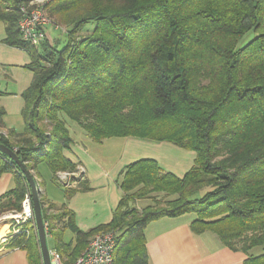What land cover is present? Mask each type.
Wrapping results in <instances>:
<instances>
[{"label": "trees", "instance_id": "trees-1", "mask_svg": "<svg viewBox=\"0 0 264 264\" xmlns=\"http://www.w3.org/2000/svg\"><path fill=\"white\" fill-rule=\"evenodd\" d=\"M30 1L0 0L6 42L30 54L35 74L24 93L25 131L18 144L2 134L0 142L29 169L44 162L55 175L75 171L64 154L74 140L68 119L96 141H167L196 154L182 176L154 158L127 164L109 223L84 231L69 215L76 238L58 245L64 263L73 264L94 234L114 229L117 263L149 264L146 226L194 212L195 233L211 231L246 253L245 264H264V0H52L47 13L66 26L61 48L50 38L38 46L23 39L20 6ZM3 115L0 109V126ZM45 118L52 130L40 124ZM7 170L24 181L0 214L21 210L29 189L0 152V175ZM41 202L51 233L69 212L63 206L50 214L52 206ZM13 239L30 264L43 263L33 230ZM255 247L262 251L253 253Z\"/></svg>", "mask_w": 264, "mask_h": 264}, {"label": "crops", "instance_id": "crops-1", "mask_svg": "<svg viewBox=\"0 0 264 264\" xmlns=\"http://www.w3.org/2000/svg\"><path fill=\"white\" fill-rule=\"evenodd\" d=\"M48 31L49 38L54 41L49 28ZM6 39V24L0 20V109L4 111L0 134L15 143L18 142V134L26 129L27 122L23 115L24 93L34 81L35 74L29 67L30 54L21 47L7 43ZM71 135L73 143L64 154L77 164L73 172L78 177L73 176L75 179L72 185H62L58 173L55 175L48 165L44 175L39 169V165L44 162L31 169L41 191L40 198L45 200L47 207L52 206L49 212L58 215L63 211V206L69 212L63 218H57L54 223L57 245L49 246L50 250L58 251V245L64 249L67 243L75 240V234L70 239H67L69 236L65 237L66 229L74 232L67 226L69 215L73 216L76 226L84 231L112 220L122 198V190L118 183L119 174L127 164L141 158H154L166 170L182 176L192 166L196 155L194 151L167 141L118 137L120 140L109 138L110 147L117 150V154L111 156L110 151L92 152V142L82 141V138H85L83 132L79 131L76 135L71 132ZM46 178H51L58 187L65 189L61 201L49 193L50 186ZM22 180L23 178H19L14 170H7L0 175V206L8 202L12 190ZM25 182L27 183L26 179ZM69 187L75 189L71 194L67 193ZM186 214L164 216L146 226L149 264H245L246 253L223 245L211 231L195 233L190 226L193 218ZM161 221H165L164 224H158ZM10 226L9 221L0 223V233L4 234L0 239V264H30L27 250L16 246L15 239L9 236ZM54 234L53 231L48 233L47 238L54 237Z\"/></svg>", "mask_w": 264, "mask_h": 264}, {"label": "built area", "instance_id": "built-area-1", "mask_svg": "<svg viewBox=\"0 0 264 264\" xmlns=\"http://www.w3.org/2000/svg\"><path fill=\"white\" fill-rule=\"evenodd\" d=\"M45 6V4H40L38 0L23 3L20 6L19 30L25 41L36 46L49 38L48 26L62 27L47 13ZM74 174L75 172L59 171L58 179L62 185L70 186L74 180ZM9 215L13 216L10 218V225L12 226L10 237L14 238L20 233H26L29 236L32 230L37 232L30 189L24 195L20 212ZM16 215L20 217H16ZM27 223H30L33 228L24 226ZM45 226L48 234L49 222L47 220H45ZM118 235V230L114 229L94 234L73 264H118L115 255ZM50 254L52 264H65L57 250H50Z\"/></svg>", "mask_w": 264, "mask_h": 264}, {"label": "rangeland", "instance_id": "rangeland-1", "mask_svg": "<svg viewBox=\"0 0 264 264\" xmlns=\"http://www.w3.org/2000/svg\"><path fill=\"white\" fill-rule=\"evenodd\" d=\"M52 0H38V2L40 4H47V3H50ZM48 5V4H47ZM45 6L46 10L50 13V10L48 8V6ZM52 16V15H51ZM54 17V16H53ZM56 19V18H54ZM55 21V20H54ZM56 22V21H55ZM59 23V25H61L62 27H56L55 25H50L48 26L50 32H51V36H52V39L55 41V43L57 44V46L59 48H61L67 41V34H66V26L64 24H62L61 22H59L57 20V24ZM93 23H90L88 25V27H92ZM65 31H64V30ZM253 36V32H249L245 37L244 39L242 40V43L248 41L249 39H251V37ZM40 124H42L45 128H47V130H52L53 128V125H52V122L48 119V118H45L44 120H42L40 122ZM68 126L69 128L71 129V132L76 135L77 132H83L84 135H85V138H82V141L84 142H88V140H90V142H92V147H91V151L93 152H100V151H103V152H107V151H110V154L111 156H115L117 154V150L116 148H111L110 146V140L109 138H107L108 140H105V141H96L94 139H92L87 133L86 131L76 122V121H73L71 119H68ZM113 140H120L118 137H112ZM101 142H105L104 144H102ZM119 147V146H118ZM39 169L44 173L46 170H48V166L46 163H41L39 165ZM31 170V169H30ZM32 171V170H31ZM79 174V173H78ZM45 175V173H44ZM46 177V176H45ZM75 178H77L78 176L75 175L74 176ZM73 177V179H75ZM47 181H48V184L50 186V190H49V193H51V196L55 197V199H57L58 201H61V195H65V189H62L61 187H58L57 184H55L53 181H51V178H46ZM54 183V184H53ZM26 193V192H25ZM60 195V197L58 196ZM23 201V200H22ZM141 202V201H140ZM144 202V201H143ZM147 202V201H146ZM17 212H20V210H10V211H4L3 213L0 214V217L2 218L0 220V223L2 222H10L11 223V217L12 215H9L11 213H17ZM50 214H53V212H49ZM187 216L189 217H192L194 218L195 217V213L194 212H190V213H187L186 214ZM165 221H161V223H158V224H164ZM10 228H12V226H10ZM53 232L55 233L54 234V237H48V245L51 247L57 245V235H56V231L53 230ZM35 235L37 236L38 238V235H37V232H34ZM65 237L69 236L67 239H70L71 237L74 236V232L70 229H66V232H65ZM215 234V233H213ZM217 236V235H216ZM39 239V238H38ZM253 253H259L262 251V247H255L253 250ZM43 264V263H42Z\"/></svg>", "mask_w": 264, "mask_h": 264}, {"label": "water", "instance_id": "water-1", "mask_svg": "<svg viewBox=\"0 0 264 264\" xmlns=\"http://www.w3.org/2000/svg\"><path fill=\"white\" fill-rule=\"evenodd\" d=\"M0 152L7 155L10 160H12L18 165L30 187L43 264H52L50 248L47 239V230L45 226V220L43 217L40 191H39L38 183L34 177V174L27 167L25 162L19 157V154L16 152L14 148L6 145L3 142H0Z\"/></svg>", "mask_w": 264, "mask_h": 264}, {"label": "bare ground", "instance_id": "bare-ground-1", "mask_svg": "<svg viewBox=\"0 0 264 264\" xmlns=\"http://www.w3.org/2000/svg\"><path fill=\"white\" fill-rule=\"evenodd\" d=\"M13 217V216H12ZM16 217H20L19 215H16ZM4 237V234L3 233H0V239H2ZM39 240V239H38ZM40 245V243H39ZM40 250H41V247H40Z\"/></svg>", "mask_w": 264, "mask_h": 264}]
</instances>
